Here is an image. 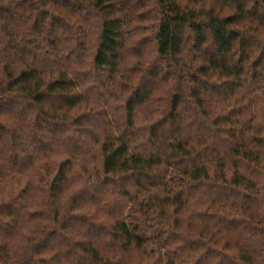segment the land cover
Returning <instances> with one entry per match:
<instances>
[{
    "label": "trees",
    "instance_id": "1",
    "mask_svg": "<svg viewBox=\"0 0 264 264\" xmlns=\"http://www.w3.org/2000/svg\"><path fill=\"white\" fill-rule=\"evenodd\" d=\"M0 264H264V0H0Z\"/></svg>",
    "mask_w": 264,
    "mask_h": 264
}]
</instances>
